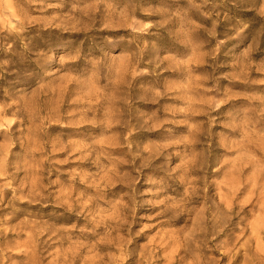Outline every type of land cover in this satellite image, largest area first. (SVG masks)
Listing matches in <instances>:
<instances>
[{
  "label": "rangeland",
  "instance_id": "rangeland-1",
  "mask_svg": "<svg viewBox=\"0 0 264 264\" xmlns=\"http://www.w3.org/2000/svg\"><path fill=\"white\" fill-rule=\"evenodd\" d=\"M4 105L0 264H264V0H0Z\"/></svg>",
  "mask_w": 264,
  "mask_h": 264
},
{
  "label": "bare ground",
  "instance_id": "bare-ground-1",
  "mask_svg": "<svg viewBox=\"0 0 264 264\" xmlns=\"http://www.w3.org/2000/svg\"><path fill=\"white\" fill-rule=\"evenodd\" d=\"M111 8H112V6L105 5V10H106V11H108V10L111 9ZM97 14H98V13H97ZM97 14H95L94 17H95ZM92 21H94V18H93ZM119 25H120V24L113 25L112 27L117 28ZM249 75H250V73L243 74V76H249ZM220 109H221V108H219V110H220ZM10 110H11V108L6 107L5 105H4V106H0V116H4V115H6ZM219 110H216L215 113H219ZM0 122H1L2 124H4V123L2 122V120H0ZM17 124L20 125V122H17V121H10V122H8L7 124H4L6 130L3 131V129H1L0 134H2V133H4V134H10V133H12V128H14ZM2 131H3V132H2ZM238 171L241 172V171H242V168L239 167V168H238ZM253 183H255V180H253ZM227 184L230 185V186L227 187V195H229L230 197H234V196H237V195L240 194V193H239V190H240V186H242V185L240 184V179H239V177H238L237 179H235L233 182H230V183H227ZM255 199H256L255 191H254L253 189H250L249 192H248V196H246V198L244 199V203H250L249 207L252 206V208L255 209V208L257 207V202H258V201H257L254 205H252V202H253ZM225 209H226L227 212H228V211L231 212V211L234 209L231 199H228V200L225 201ZM238 209H239V212H240V213H245V209H242L241 207H238ZM262 213H263V215H264V207H263V209H262ZM242 230H244V229L241 228V231H242ZM251 230H255V231H256V235H258L259 232H258L256 229H253V228H252ZM243 232H245V230H244ZM250 233H251V232H250ZM233 250H234V249L229 250L228 253H227V255H226V258L229 259L230 262H232V261L234 260L235 257L241 256V255L244 257V264H250L249 262L254 261V259L249 260V259L246 257V254H245V253L241 254V250H239V249H237L236 251H233Z\"/></svg>",
  "mask_w": 264,
  "mask_h": 264
}]
</instances>
